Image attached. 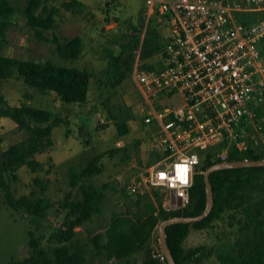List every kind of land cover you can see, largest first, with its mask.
Listing matches in <instances>:
<instances>
[{
    "label": "rangeland",
    "instance_id": "374dc122",
    "mask_svg": "<svg viewBox=\"0 0 264 264\" xmlns=\"http://www.w3.org/2000/svg\"><path fill=\"white\" fill-rule=\"evenodd\" d=\"M104 2L97 0L94 10L89 14L71 13L58 8L56 26L52 30L43 31L49 39L54 34L59 40L82 32L86 38L84 52L75 59H63L58 55L53 41L36 37L21 14L14 16V23L7 30L9 54L86 67L93 74L84 102H64L54 92L35 91L22 81L17 72L2 82L3 94L10 103H19L25 91L31 92L33 105L52 109L64 116L65 122L52 129L51 146L36 154L43 164L42 169L32 172L28 166L22 165L16 170L17 177L10 183L15 197L30 194L34 190L37 196L49 198L52 205L42 215L31 216L10 208L0 195V264H6L11 259H22L30 253L28 230L33 232L39 245L48 252L61 241L83 246L86 258L83 264H144L143 251L122 259H107L104 255H96L92 252L90 237L97 232L104 233L113 214L126 213L133 218L142 217L156 209L158 200L166 208H176L171 206L170 192L166 188L146 189L138 197L122 193L115 185L117 176L124 180L140 176L145 165L152 160L145 149V129L139 116L142 100L131 72L127 71L125 77L116 81L113 73L107 71L106 56L107 48L117 53L123 44L126 46L124 58L128 57L133 64L141 50L144 27L142 14L146 3L145 0H115L106 10ZM259 5L258 9L251 11L255 17L264 16V0ZM150 24L153 25L152 22ZM110 112L118 117L125 116L128 133L118 134ZM6 118L0 119V133L3 137L0 148L26 135L16 128L9 117ZM254 139L260 150L258 158H264V146L257 137ZM118 141L121 145H117ZM110 150H114L113 155L109 154ZM98 153H104L99 161L102 172L93 177V182L105 193L102 208L81 225L72 226V233L68 236L66 231L70 229L71 217L62 207L61 201L69 190L79 194L78 187L70 185L69 167L76 166L78 172L83 161ZM35 177L42 181V187L34 183ZM258 192L257 189L250 192V200L258 198ZM246 218V213L239 208L224 213L222 218L213 220L207 227L190 226L183 241L184 248L189 250L201 246L203 250L200 262L188 260L185 264H219V252L230 249L239 237L251 234L244 227ZM151 245L152 252L160 249L157 226L152 233Z\"/></svg>",
    "mask_w": 264,
    "mask_h": 264
},
{
    "label": "trees",
    "instance_id": "16d2710c",
    "mask_svg": "<svg viewBox=\"0 0 264 264\" xmlns=\"http://www.w3.org/2000/svg\"><path fill=\"white\" fill-rule=\"evenodd\" d=\"M110 1L113 0L105 2L106 10L111 6ZM61 3L65 9L78 10L82 5L77 0H62ZM56 12L57 8L50 4L49 0H0V117H9L18 130L26 133L23 139L0 148V195L10 208L31 216L42 215L52 202L45 196H37L34 190L30 194L15 197L11 190V180L17 177L16 170L22 165L28 166L32 172L42 169L43 164L35 158V154L51 146L52 129L64 123L65 117L52 109L35 106L26 101L18 105L9 104L2 93V82L17 72L22 81L35 91L40 93L52 91L64 102H84L93 73L86 67L67 66L51 60L10 57L4 54V47L7 43V30L14 23V16L21 14L25 24L33 30L36 37L55 43L59 56L63 59L78 58L83 49V40L80 36L64 37L59 40L54 34L49 39L43 33L44 30H52L55 27ZM238 17L244 22L264 19V16H253L251 11L241 13ZM162 45L158 28L149 24L140 41L141 60H146ZM125 52L126 46L123 44L117 53L106 49L107 71L113 73L116 81L121 80L127 71L131 72L132 69V62H129L128 57L124 58ZM144 66L148 67L149 64L146 62ZM110 116L115 121L119 135L129 132L125 116L118 117L111 112ZM2 140L0 133V143ZM249 142L246 150L237 149L234 142L227 140L201 150L203 162L197 166L194 173L193 183L189 189V202L186 205L166 208L158 200L156 209L142 217L133 218L126 213L113 214L105 232H97L90 237L92 252L104 255L107 259H122L143 251L144 264H167L166 261L162 262L151 256L153 250L151 237L159 221L173 215L200 213L205 204L203 170L210 164L224 159L258 158L259 152L256 151L259 149L258 144L254 138H249ZM222 151L225 152L224 157ZM109 154L113 155L114 150H110ZM103 155L104 153H98L83 161L78 172L76 166L69 167L70 185L77 186L79 194L69 190L61 201L62 207L71 217L70 229L66 231L68 236L72 233V226L81 225L102 208L105 193L93 182V177L102 172L99 161ZM209 178L214 199L209 214L199 221L173 223L166 227L167 242L176 264H185L188 260L201 261L203 247L195 246L186 250L183 246L190 226L207 227L213 220L222 218L224 213L239 208L246 213L244 227L250 230L251 234L239 237L234 246L227 251L219 252V264H264V165L218 169L211 172ZM34 183L40 187L44 185L38 177L34 178ZM255 189L260 191L259 196L255 200H250V192ZM141 195L142 193L137 196ZM28 234L30 253L22 259H11L6 264H83L86 260L85 248L79 244L71 245L61 241L48 252L39 245L31 230H28Z\"/></svg>",
    "mask_w": 264,
    "mask_h": 264
},
{
    "label": "built area",
    "instance_id": "2783aa9c",
    "mask_svg": "<svg viewBox=\"0 0 264 264\" xmlns=\"http://www.w3.org/2000/svg\"><path fill=\"white\" fill-rule=\"evenodd\" d=\"M262 1L145 0L142 37L152 22L163 45L144 61L138 53L131 77L142 100L139 116L152 160L140 176H117L119 190L138 195L163 187L184 206L201 150L223 140L246 150L254 137L264 146V19L238 17ZM193 157L184 183L178 166ZM152 255L166 261L160 249Z\"/></svg>",
    "mask_w": 264,
    "mask_h": 264
},
{
    "label": "water",
    "instance_id": "95a60500",
    "mask_svg": "<svg viewBox=\"0 0 264 264\" xmlns=\"http://www.w3.org/2000/svg\"><path fill=\"white\" fill-rule=\"evenodd\" d=\"M264 165V158H244L239 160H221L214 162L207 166L203 170V181H204V190H205V204L203 210L196 215H173L163 218L157 224L158 231V240L160 250L165 256L167 264H176V261L173 257V254L169 248L167 237H166V227L173 223H191L194 221L202 220L205 216L209 214L213 207V190L212 184L209 178L211 172L223 169V168H233V167H243V166H262ZM170 204L172 207L181 206V200L179 197H176L173 192L170 194Z\"/></svg>",
    "mask_w": 264,
    "mask_h": 264
},
{
    "label": "crops",
    "instance_id": "0c3cea01",
    "mask_svg": "<svg viewBox=\"0 0 264 264\" xmlns=\"http://www.w3.org/2000/svg\"><path fill=\"white\" fill-rule=\"evenodd\" d=\"M62 0H59L58 3H56L55 0H49V3L52 4L53 6H55L57 8V12H56V15H55V19H56V22H55V26H56V23H57V16H58V8H63L64 10L66 11H70L71 13H85V14H89V13H92V11L94 10V7H95V4H96V1L97 0H77L78 2H80L82 5L80 6V8L78 10L76 9H65L63 6H62V3H61ZM103 1H107V0H103ZM105 2H104V5H105ZM103 3V2H102ZM80 36L83 40V49H82V52L81 54L84 52V46H85V43H86V38L84 36V34L82 32H78L76 34H74L73 36ZM71 36V37H73ZM71 37H67V38H71ZM8 42V41H7ZM8 44L6 43L4 49V54L7 55V56H10V57H15V58H23V59H29V60H40V59H37V58H26V57H22V56H15V55H11L8 53ZM80 54V56H81ZM48 60V59H46ZM52 92V91H50ZM3 93V91H2ZM34 93V91H33ZM37 95V94H35ZM5 96V95H4ZM58 97V96H57ZM6 100L8 101L7 97L5 96ZM32 96H31V92H28V91H25L23 93V98L21 99V101L19 103H21L22 101H26V102H30L32 103ZM9 104H12V105H18L19 103L17 104H13V103H10L8 101ZM0 119H7L5 116H2L0 117ZM41 153V152H40ZM37 154V153H36ZM35 154V158L37 159V156ZM39 160V159H38ZM40 161V160H39ZM41 162V161H40ZM19 168V167H18ZM169 202H170V199H169Z\"/></svg>",
    "mask_w": 264,
    "mask_h": 264
},
{
    "label": "clouds",
    "instance_id": "9594fccd",
    "mask_svg": "<svg viewBox=\"0 0 264 264\" xmlns=\"http://www.w3.org/2000/svg\"><path fill=\"white\" fill-rule=\"evenodd\" d=\"M196 163V159L193 157L191 160H188L187 158H185L182 161V165L179 166L180 168V180L184 181V183H187L185 176H184V171H185V167L191 164H195Z\"/></svg>",
    "mask_w": 264,
    "mask_h": 264
},
{
    "label": "snow or ice",
    "instance_id": "6c2138e0",
    "mask_svg": "<svg viewBox=\"0 0 264 264\" xmlns=\"http://www.w3.org/2000/svg\"><path fill=\"white\" fill-rule=\"evenodd\" d=\"M179 167V166H178Z\"/></svg>",
    "mask_w": 264,
    "mask_h": 264
}]
</instances>
